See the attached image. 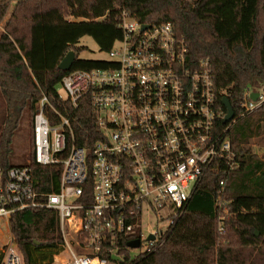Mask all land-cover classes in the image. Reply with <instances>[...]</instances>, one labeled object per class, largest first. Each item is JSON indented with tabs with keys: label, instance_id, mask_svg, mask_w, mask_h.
I'll use <instances>...</instances> for the list:
<instances>
[{
	"label": "trees",
	"instance_id": "1",
	"mask_svg": "<svg viewBox=\"0 0 264 264\" xmlns=\"http://www.w3.org/2000/svg\"><path fill=\"white\" fill-rule=\"evenodd\" d=\"M124 12L144 24L171 23L190 61H211L218 131L230 139L233 155L204 171L161 244L134 255L126 249L120 264H264V104L247 114L242 108L248 89L264 90V0H0V166L29 164L37 190L59 191L62 165L35 161L33 119L44 96L51 124L58 122L51 106L73 119L77 145L91 148L104 139L90 97L74 107L59 98L58 86L69 72L114 64L76 58L69 71L58 66L71 50L78 57L85 35L110 51L124 38ZM223 97L235 113L232 125L224 122ZM19 106L31 120L32 149L16 163L10 113ZM10 223L25 264H53L63 249L58 212L27 209Z\"/></svg>",
	"mask_w": 264,
	"mask_h": 264
},
{
	"label": "built area",
	"instance_id": "2",
	"mask_svg": "<svg viewBox=\"0 0 264 264\" xmlns=\"http://www.w3.org/2000/svg\"><path fill=\"white\" fill-rule=\"evenodd\" d=\"M143 25L124 12L121 46L115 49L116 42L109 51L114 66L75 70L60 83L65 96L58 90L59 98L74 107L90 97L103 140L91 148L77 145L73 119L51 106L58 118L51 124L48 99L38 103L35 161L62 165L59 191L37 190L29 164L0 166V220L11 228L21 211L58 212L60 253L67 254L62 264H120L126 249L131 255L153 249L183 213L204 171L232 158L230 139L218 131L222 115L211 61H190L188 45L171 23ZM262 104L263 88L248 89L243 113ZM152 213L162 225L145 230ZM132 240L140 247L130 248ZM0 245V264H25L11 230Z\"/></svg>",
	"mask_w": 264,
	"mask_h": 264
},
{
	"label": "rangeland",
	"instance_id": "3",
	"mask_svg": "<svg viewBox=\"0 0 264 264\" xmlns=\"http://www.w3.org/2000/svg\"><path fill=\"white\" fill-rule=\"evenodd\" d=\"M13 6L14 5H12L10 9H12ZM0 26L2 27V24H0ZM77 46L84 48L78 52L77 58L79 59L96 60V61L113 60V57L110 55L109 51L108 52L100 51L97 42L91 36L88 35L83 36L77 43ZM120 46H121L120 43L117 42L115 44V49L120 48ZM58 90L63 96H65V91L62 85L58 86ZM10 125H11V129L12 127L16 128V132H14V135L12 137V141H13L12 152H13L14 161L17 163L18 161H21L25 156H28L32 149L31 120L25 108H20L19 106L18 111L16 110L10 113ZM253 149L254 151L262 153V151L256 145H253ZM161 225L162 222L158 221L157 217L154 215V213H152V219L146 222V224L144 223V229L146 230L147 227H149L150 229H156L157 226H161ZM8 236H10V227L8 223H6L4 220H0V244L4 243L8 239ZM59 254H57L58 257H54L53 264H62V259L67 258V254L65 253H59Z\"/></svg>",
	"mask_w": 264,
	"mask_h": 264
},
{
	"label": "water",
	"instance_id": "4",
	"mask_svg": "<svg viewBox=\"0 0 264 264\" xmlns=\"http://www.w3.org/2000/svg\"><path fill=\"white\" fill-rule=\"evenodd\" d=\"M149 27V25L144 24L143 25V29ZM76 53L75 51L71 50L69 51L65 57L61 60V62L59 63V69L63 70V71H69L72 67V65L74 64L75 60H76ZM251 97L253 100H256L259 97V93L258 92H253L251 94ZM223 105L226 107L227 109V113L224 117V122L225 123H229L231 122L234 118H235V113L234 110L232 108V105L229 101V99L227 97H223L222 99ZM256 235H258V232H256ZM148 240H154L155 236L154 235H149V237L147 238ZM128 246L132 249H136L140 247V240H132L128 243Z\"/></svg>",
	"mask_w": 264,
	"mask_h": 264
}]
</instances>
